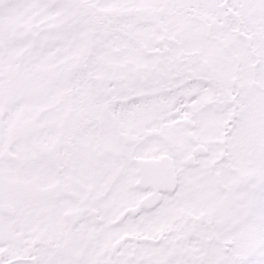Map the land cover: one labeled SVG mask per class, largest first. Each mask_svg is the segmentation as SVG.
<instances>
[{"label": "snow or ice", "instance_id": "obj_1", "mask_svg": "<svg viewBox=\"0 0 264 264\" xmlns=\"http://www.w3.org/2000/svg\"><path fill=\"white\" fill-rule=\"evenodd\" d=\"M0 264H264V0H0Z\"/></svg>", "mask_w": 264, "mask_h": 264}]
</instances>
